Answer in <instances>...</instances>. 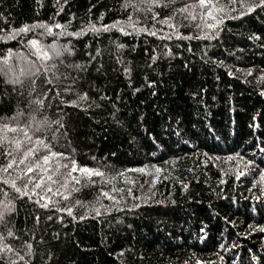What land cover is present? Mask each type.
<instances>
[{
    "label": "trees",
    "instance_id": "trees-1",
    "mask_svg": "<svg viewBox=\"0 0 264 264\" xmlns=\"http://www.w3.org/2000/svg\"><path fill=\"white\" fill-rule=\"evenodd\" d=\"M125 2L0 0V123L45 121L36 135L64 153L52 167L104 174L74 172L65 189L34 169L33 182L45 179L31 198L0 183L15 233L0 264H264V6L210 0L214 20L198 3L173 15L193 3L174 0L153 19ZM40 23L51 33L9 36ZM29 39L61 55L42 61ZM41 64L50 71L32 75ZM17 135L5 133L0 164L5 148L22 155L7 142ZM24 167L0 179L29 183Z\"/></svg>",
    "mask_w": 264,
    "mask_h": 264
},
{
    "label": "snow or ice",
    "instance_id": "snow-or-ice-1",
    "mask_svg": "<svg viewBox=\"0 0 264 264\" xmlns=\"http://www.w3.org/2000/svg\"><path fill=\"white\" fill-rule=\"evenodd\" d=\"M174 0H141V3H146L147 4V11H152L153 12V19L158 15V13L154 12V8L156 7H163L167 8L170 3H173ZM198 6L200 8H206V15L209 16L212 19H216V17L213 15L214 12V7L210 5V0H193V3L191 5H185L184 7L180 9H175L173 12V15L175 14L176 11H179L181 13L188 11L189 7L195 9ZM131 4V0H126L125 4L122 5L123 7H128ZM131 6L136 7L135 4H131ZM243 6V5H242ZM258 6H264V0H259V5ZM253 10L252 7L248 8V11L251 12ZM243 15V13H241ZM189 17L192 20H195L196 17L193 15L191 12H189ZM172 19V16H165L161 18V23H166L168 20ZM41 27L44 28L46 32L51 33L52 28L50 26H47L43 23H40L38 25H33L29 26L27 24L23 25L19 29H14L12 33H9V36L12 38H15V35H19L21 33H27L32 30L34 27ZM55 27L59 28L61 25L56 24ZM107 28V26H105ZM169 27H172V25H169ZM207 27L213 28L215 27L214 24H208ZM95 30V29H93ZM154 34V33H150ZM43 35V33H41ZM27 43L34 49V54L37 56L38 59L42 61H47L51 59V56L54 54L55 56H60L61 51L56 48L55 45L50 46L51 47V53L47 50H44L41 46L40 43L36 39H29ZM4 63H7V60L5 59ZM43 67L45 68V72L50 71V69L47 68L46 65L41 64L39 67L35 68V71L31 73L32 75H35L39 73L40 68ZM76 67H79L77 65ZM23 74V70L21 72ZM53 76H55V73H53ZM13 84H18L21 83L19 78L12 79L10 81ZM33 83H35L33 81ZM46 84H53L52 80H47L45 81ZM67 90V89H66ZM261 95H264V91L261 92ZM78 99H84L83 96H80ZM34 103L37 106H42L44 101L42 99L37 98ZM65 103H70V104H77L76 100L72 101H65ZM18 115H20L18 113ZM14 119V118H13ZM32 121L35 120V117L33 116ZM45 121H41L37 123L36 128L32 131V123L31 122H26L24 126H21L20 123L18 122L15 125H12L10 122L9 123H0V146H3L4 141H5V133H19V135L14 136L10 139H8V145L10 148H14L16 152L22 153L20 155L19 160L17 161L16 156L13 155L12 151H9L8 148L4 149L3 155L5 157L6 163L5 164H0V172H3L7 174L8 177L11 176V173L9 172L10 169H17L19 168L20 165H25L23 169H20L21 172L27 176V173H32L34 169H38L41 172H44L47 174V180L51 184H56L59 181L53 179L57 173L59 176L62 178L63 183L61 184V187L67 189L69 187V180H75L76 183H79V179L74 177L72 174L74 172H81L85 173L89 176H99L103 178V173L100 172L99 170H93V169H88L85 167H80L78 168L76 165V162L73 160L69 164H57L55 167H52L50 164V161L55 158V157H61L64 158V153L53 151L54 145H52L49 141L46 139L42 138L39 135H36V132L40 130L41 127L46 126ZM58 124V127L55 131H59V128L65 127L62 123L59 121L55 122ZM55 131L53 132V137L52 139L55 140L58 137L55 135ZM25 141L27 144H25ZM40 149H43L44 151L41 152ZM231 159V157H229ZM27 161V163H25ZM51 167V172H49V168ZM64 168V172H60L59 169ZM133 171H140V169H133ZM157 171H160L157 169ZM243 173H240L242 175ZM239 178V176L237 177ZM27 179L29 183H24L21 186H17L16 179L13 178H3L0 179V183L4 185L10 186L17 194L18 197L20 196H28L31 198V195H39V193L36 192V189L41 188V181L45 179L44 176H39L35 179V182H33V177L32 176H27ZM261 180L264 181V172L261 173ZM29 184H31V187H29ZM187 187V185H185ZM43 191L51 192L52 188L48 185H44L42 188ZM2 191V189H0ZM59 194V193H57ZM102 195L104 197H107L109 199H114V197L110 196L108 192H103ZM7 193L5 192V199L0 200V228H3L7 232V236L4 235L3 231H0V253L4 252H13V249L6 243L7 237H13L15 233L11 230V228L7 227L8 221L6 219L7 215L12 212L13 207L11 201L7 200L6 198ZM66 199L67 196H64ZM41 199H45V197H41ZM66 211L71 214L72 209L68 208ZM20 259H23V257H20ZM255 260L256 257H253ZM11 264H15V261H11ZM199 264V262H197Z\"/></svg>",
    "mask_w": 264,
    "mask_h": 264
},
{
    "label": "rangeland",
    "instance_id": "rangeland-1",
    "mask_svg": "<svg viewBox=\"0 0 264 264\" xmlns=\"http://www.w3.org/2000/svg\"><path fill=\"white\" fill-rule=\"evenodd\" d=\"M29 71L31 70V67H28Z\"/></svg>",
    "mask_w": 264,
    "mask_h": 264
}]
</instances>
